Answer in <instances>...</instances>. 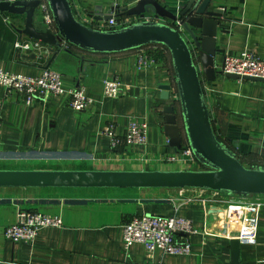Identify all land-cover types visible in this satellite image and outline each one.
Segmentation results:
<instances>
[{
  "label": "crops",
  "instance_id": "1",
  "mask_svg": "<svg viewBox=\"0 0 264 264\" xmlns=\"http://www.w3.org/2000/svg\"><path fill=\"white\" fill-rule=\"evenodd\" d=\"M158 1L176 13L188 0ZM214 2L224 11L221 23L226 29L217 35L221 48L217 70L227 52L252 51L264 60V0ZM71 3L90 26L115 16L119 8L120 21H134L135 16L127 15L124 8L135 3L127 0ZM8 18L17 27L24 24L23 16L9 14ZM36 21L44 26L39 15ZM34 42L20 36L0 14L2 69L39 75L49 66L62 74L66 88L83 86L94 102L77 111L64 94L47 103L26 104L19 92H8L0 84V168L167 169L164 156L177 151L164 130V107L172 102L162 98L161 85L169 82L166 68L161 64L140 68L138 58L145 48L101 54L64 43L55 55L41 45L35 49ZM17 43L30 48H19ZM31 53L37 58L21 56ZM114 76L121 81V92L106 97L103 81ZM203 82L217 132L246 166L264 167V81L218 73L213 81L203 76ZM131 120L147 122V143L112 148L105 127L114 123L116 133L123 136ZM229 197L234 195L197 188H0V264H232L231 231L220 224ZM20 209L60 216L63 224L41 229L33 244L14 243L5 229L17 220ZM145 213L192 220L197 233L176 234L190 241L192 252L173 255L157 249L149 254L140 243L126 248L123 225ZM241 263L264 264V208L257 243L241 245Z\"/></svg>",
  "mask_w": 264,
  "mask_h": 264
},
{
  "label": "water",
  "instance_id": "2",
  "mask_svg": "<svg viewBox=\"0 0 264 264\" xmlns=\"http://www.w3.org/2000/svg\"><path fill=\"white\" fill-rule=\"evenodd\" d=\"M57 32L36 21L41 0H0V14L20 36H28L55 55L68 43L86 52L113 54L136 50L149 44L168 48L179 93V109L164 107L165 133L178 151L190 145L200 167L178 169H2L0 188H197L226 195H264V167L246 166L236 151L221 137L214 125L204 90L203 76L213 81L218 73L216 57L218 32L224 11L214 0H188L176 13L158 0H127L124 12L139 16L154 12L161 20H138L128 25L100 29L82 21L71 0H46ZM9 14L23 16L17 27ZM22 15V16H21ZM111 16H109L110 19ZM168 20V21H167ZM36 59V53L21 54ZM49 67V66H47ZM236 79L262 78L225 74ZM162 98L170 99V85L163 84ZM232 264L241 263V243L231 239Z\"/></svg>",
  "mask_w": 264,
  "mask_h": 264
},
{
  "label": "built area",
  "instance_id": "3",
  "mask_svg": "<svg viewBox=\"0 0 264 264\" xmlns=\"http://www.w3.org/2000/svg\"><path fill=\"white\" fill-rule=\"evenodd\" d=\"M110 19L102 21L96 27L100 29H113L128 25L138 20H159L155 14H141L134 17V21L119 20L118 13ZM39 17L47 28L57 32L54 19L46 0H41L38 6ZM34 48H40V43L35 41ZM19 48H30V44H19ZM163 51L165 56L169 54L168 49L159 45L145 47V51L139 54L138 66L140 68L152 67L161 64L166 68L167 84L170 85V100L172 104L179 106V93L172 68L161 61L156 51ZM223 74H236L264 79V60L252 51L241 53L227 52L222 66L219 68ZM0 84L8 92L17 91L21 94L26 104H32L36 100L47 103L49 100L67 94L68 104L77 111H83L94 102L87 95L83 86L66 88L63 83L62 74L53 68H45L39 75H26L10 72L0 67ZM121 92V81L117 77H108L103 81V95L106 97H117ZM1 109V107H0ZM1 120V113H0ZM104 133L110 137L112 148L122 145L147 143L148 124L144 121L131 120L123 136H119L115 130V124L109 123ZM167 162L179 163L185 168H190L197 161L187 141L181 148L165 159ZM214 194L219 192L213 191ZM230 198V197H229ZM264 208V195L237 196L228 201L225 211L220 214V224L227 227L231 234L229 237L237 238L241 245H255L258 238L259 218ZM63 220L60 216L20 209L17 220L7 226L5 236L14 243L26 242L33 244L39 231L46 227L62 226ZM226 230V229H224ZM192 220L179 216H165L158 214H141L133 217L123 225V244L126 248L133 243L142 244L149 254L159 249L163 254H190L192 252L189 240H180L177 233H197ZM26 264V263H17Z\"/></svg>",
  "mask_w": 264,
  "mask_h": 264
},
{
  "label": "trees",
  "instance_id": "4",
  "mask_svg": "<svg viewBox=\"0 0 264 264\" xmlns=\"http://www.w3.org/2000/svg\"><path fill=\"white\" fill-rule=\"evenodd\" d=\"M153 45H159V46H162V47H164L165 49H168L166 46H164V45H161V44H149V45H146V46H144V47H142V48H145V47H150V46H153ZM72 46V45H71ZM74 47V46H73ZM169 51V50H168ZM157 53V56H158V58L161 60V61H163L164 63H168L169 65H170V67L172 68V70H173V73H174V69H173V64H172V60H171V54H170V52H169V54L167 55V56H165V54H164V52L161 50V51H156ZM174 105L176 106V109H178V110H180L179 109V106L176 104V103H174ZM232 147V146H231ZM233 149H234V147H232ZM234 151H235V149H234ZM237 153V152H236ZM241 159V158H240ZM242 160V159H241ZM243 162V161H242Z\"/></svg>",
  "mask_w": 264,
  "mask_h": 264
},
{
  "label": "rangeland",
  "instance_id": "5",
  "mask_svg": "<svg viewBox=\"0 0 264 264\" xmlns=\"http://www.w3.org/2000/svg\"><path fill=\"white\" fill-rule=\"evenodd\" d=\"M169 155H171V153L168 154V155H165V156H164V159H165L167 156H169ZM166 162H167V161H166ZM181 166H183V165H180L179 163H171V162H167V167H165V168H167V169H178V168L188 167V166H183V167H181ZM194 167H200V164H199L198 161H196V162L194 163V165L191 166L190 168H194ZM234 196H235V195H234Z\"/></svg>",
  "mask_w": 264,
  "mask_h": 264
}]
</instances>
